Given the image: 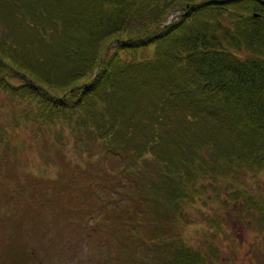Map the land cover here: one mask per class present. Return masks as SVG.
Returning a JSON list of instances; mask_svg holds the SVG:
<instances>
[{"label":"trees","instance_id":"1","mask_svg":"<svg viewBox=\"0 0 264 264\" xmlns=\"http://www.w3.org/2000/svg\"><path fill=\"white\" fill-rule=\"evenodd\" d=\"M171 10L176 15L167 20ZM2 18L0 94L9 92L19 109L9 115L11 124L30 117L57 136L60 123L74 126L77 147L93 161H74L63 144L51 142L57 164L51 176H11L32 183L36 195L14 215L16 232L27 223L36 229L32 219L45 198L63 210L65 191L87 195L88 182L77 179L91 167L121 183L150 153L167 162L145 177L147 189L125 190L130 200L115 203L113 220L86 217L103 232H125L149 253L136 259L138 250L120 253L121 264H223L217 250L190 245L180 230L209 185L223 206L243 200L239 215L253 212L247 227L255 220L264 232V195L246 191L249 178L252 185L264 174V0H0ZM6 126L0 150L20 158ZM111 154L114 171L102 165ZM210 219L225 233L218 214Z\"/></svg>","mask_w":264,"mask_h":264},{"label":"rangeland","instance_id":"2","mask_svg":"<svg viewBox=\"0 0 264 264\" xmlns=\"http://www.w3.org/2000/svg\"><path fill=\"white\" fill-rule=\"evenodd\" d=\"M3 2L5 5L6 0H2ZM167 15L166 19H171L176 15V11H168ZM0 21H3V18ZM31 103L32 101L28 99L22 100V106H27L28 109H31ZM19 106H21L20 103ZM18 110V100L14 99L9 92H1L0 129L4 123H7L6 130L9 133L14 132L12 137L20 152V158L12 151L0 150V213L2 214L0 216V264H28L29 262L33 264H121L118 261L119 254L131 250H138L134 252L135 259L139 257L136 253L148 256L149 253L146 254L144 248H137L133 241L130 243L129 235L125 232L120 236L110 234L112 229H106L103 232L102 228H99L100 223L95 226L91 225L86 217L88 215L90 220H94L96 216L99 217V214H104V217L107 216L112 220L117 218L118 216L114 214L117 206L115 203H127L130 200L131 195L125 190L137 191L140 186H143L145 190L147 189L145 187L149 186L143 181L145 177L156 176L159 173L163 160L156 159L154 153L135 162L136 170L131 175L127 172L121 183L119 176H113L110 171L104 172L98 167H91L85 176L77 179L79 184L88 182L87 195L77 193L73 189L65 191L62 200L65 206L63 210L54 206L50 198H45L46 203L38 208L35 218L32 219L38 223L36 229H32L27 223L23 231L16 232V227L20 223L14 215L18 216L19 210L28 207L27 202L36 197L33 184L24 181L27 179L26 173L44 175L45 178L36 176L46 179L57 168L54 148L49 149L48 143L63 144V152L74 158V161L82 163L87 160L84 164H93L92 158L89 157L90 151L77 147L74 126L60 123L57 129L62 135L57 136L52 126L39 128L28 121L30 117H27V120L25 119L15 128L9 120V115L12 116L13 113L19 112ZM144 121L148 122L146 119ZM0 148H3L1 143ZM63 152L58 151L59 154ZM113 157L111 154L105 162L107 164L102 163L105 169L109 166V170H116L117 167L111 163ZM131 159L135 160V157ZM157 161H160L159 165ZM163 162L166 163L167 160ZM150 165L153 166V171ZM138 170H142L144 174L141 175ZM136 172L141 178L136 176ZM18 173L24 180L10 178L11 176L17 177ZM135 180H140V184ZM207 182L205 181V184ZM251 182L252 179L249 178L246 191L256 196H263L264 174L260 175L257 180L254 179L252 185ZM217 185L220 188L224 187L222 184ZM214 193L209 185V191L202 190L199 200L190 204L191 221L184 219L180 227V230L185 232L187 242L205 252L216 253L217 250L224 260L223 264H259L264 254V251H261L264 232L255 220L251 227H247L253 212L249 215L244 209L246 217H242L238 212L243 200L238 199L230 206H223L221 205L222 199L216 198ZM222 194L227 195L226 192ZM119 195L120 202L115 200V197ZM104 196L110 197L109 201ZM212 196L215 199L211 198ZM57 203L59 204L60 200H57ZM63 212L66 214L64 219L61 216ZM213 213L221 217L220 223L225 233L220 232L219 227L210 219ZM27 219L32 221L28 217L25 220ZM210 244L213 246L212 249L209 247ZM257 246L260 247L257 248ZM166 256L169 254L167 253ZM25 257H29V262L25 261Z\"/></svg>","mask_w":264,"mask_h":264}]
</instances>
